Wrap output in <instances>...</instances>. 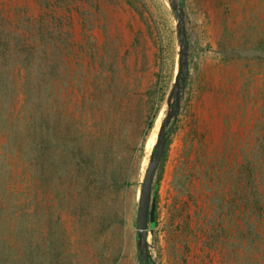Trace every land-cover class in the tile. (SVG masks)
<instances>
[{"label": "rangeland", "instance_id": "obj_1", "mask_svg": "<svg viewBox=\"0 0 264 264\" xmlns=\"http://www.w3.org/2000/svg\"><path fill=\"white\" fill-rule=\"evenodd\" d=\"M29 28L50 34L54 58L63 52L50 77V138L70 144L101 118L118 132L97 163L103 193L85 189L82 170L72 196L65 165L66 192L56 193L48 140L26 111L4 107L0 83V264H141V186L186 45L144 264H264L260 222L246 224L233 202L256 191L229 172L264 162V0H0V59L8 34Z\"/></svg>", "mask_w": 264, "mask_h": 264}, {"label": "trees", "instance_id": "obj_2", "mask_svg": "<svg viewBox=\"0 0 264 264\" xmlns=\"http://www.w3.org/2000/svg\"><path fill=\"white\" fill-rule=\"evenodd\" d=\"M42 22L45 21H35L32 25L36 27L37 23ZM19 23L22 28L28 27L24 21ZM29 29L25 32H10L8 35L14 38L7 40L5 49L1 54L0 83L4 95V107L10 113L15 109L18 112H22V110L26 111L29 120L40 131V141L44 143L48 140L50 144L52 176L54 177L53 189L56 193L61 194L64 185L67 186L68 184L65 181V172L62 169L64 165L67 168V179L70 181L67 190L70 191L72 196H74L73 183H75L73 174L82 170H85L87 173L88 185L85 189L95 194L103 193L98 191L105 190L96 187V179L101 173L97 163L110 154V147L116 140L115 137L118 132L117 123H115V126H109L108 121L101 118L97 122L100 125V129L96 131L97 133L92 130L77 132L76 135L72 136L70 144H65L63 140L54 136L50 138V77L52 69L57 64L63 63V52H58L56 58H54V54L50 51V34L35 32L31 28ZM16 70H20L19 76L14 75ZM120 122L118 119V123ZM168 145L169 139L167 138L162 162L165 158ZM61 152H64L62 161L59 158V153ZM257 164L259 165L257 166ZM263 168V161H260V163L248 161L246 164L237 163L236 165H230L229 172L233 174L234 179L239 180L241 178L240 182L242 183L243 181L242 185L244 186L248 185L247 187L251 188V193L255 189L256 192L252 193V196L247 192L245 196L236 192L233 202L235 208L241 210L240 216L243 215L242 219L246 224L252 223L251 218L253 216L257 217L261 225V239L264 241V188L262 189L263 191L259 190L257 185L260 181L261 183L262 181L264 182V176L261 178L264 172ZM101 181L102 178H100ZM244 186L239 187L237 185L236 188L239 190ZM153 197L155 198L153 204L155 209L153 227H155L157 224V215L155 213L157 209V193L154 192V186ZM215 238L218 241L217 234H215Z\"/></svg>", "mask_w": 264, "mask_h": 264}, {"label": "water", "instance_id": "obj_3", "mask_svg": "<svg viewBox=\"0 0 264 264\" xmlns=\"http://www.w3.org/2000/svg\"><path fill=\"white\" fill-rule=\"evenodd\" d=\"M183 17H179V23L182 24ZM189 75L188 65V45L181 53V68L175 83V103L174 109L169 111L165 121L161 124L158 138L154 146V152L150 158L140 191L138 215H137V240L140 262L144 264V244L149 225H154V206H153V186L157 170L163 159L167 144V128L181 111V90L182 83ZM150 256H146V264H149Z\"/></svg>", "mask_w": 264, "mask_h": 264}]
</instances>
